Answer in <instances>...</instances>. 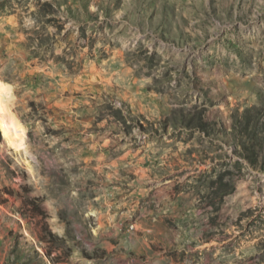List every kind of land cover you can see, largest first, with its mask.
<instances>
[{"label": "rangeland", "instance_id": "1", "mask_svg": "<svg viewBox=\"0 0 264 264\" xmlns=\"http://www.w3.org/2000/svg\"><path fill=\"white\" fill-rule=\"evenodd\" d=\"M0 264H264V0H0Z\"/></svg>", "mask_w": 264, "mask_h": 264}, {"label": "bare ground", "instance_id": "2", "mask_svg": "<svg viewBox=\"0 0 264 264\" xmlns=\"http://www.w3.org/2000/svg\"><path fill=\"white\" fill-rule=\"evenodd\" d=\"M0 85L4 84L0 82ZM10 98L9 89L0 87V130L7 146L14 149L24 141V133L23 127L11 115Z\"/></svg>", "mask_w": 264, "mask_h": 264}, {"label": "snow or ice", "instance_id": "3", "mask_svg": "<svg viewBox=\"0 0 264 264\" xmlns=\"http://www.w3.org/2000/svg\"><path fill=\"white\" fill-rule=\"evenodd\" d=\"M0 87L6 88L7 86L6 85H0Z\"/></svg>", "mask_w": 264, "mask_h": 264}]
</instances>
